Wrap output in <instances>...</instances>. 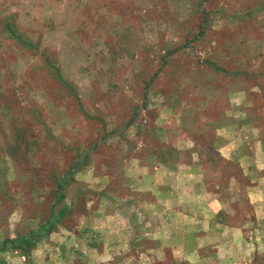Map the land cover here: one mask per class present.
Instances as JSON below:
<instances>
[{
  "label": "rangeland",
  "instance_id": "obj_1",
  "mask_svg": "<svg viewBox=\"0 0 264 264\" xmlns=\"http://www.w3.org/2000/svg\"><path fill=\"white\" fill-rule=\"evenodd\" d=\"M0 264H264V0H0Z\"/></svg>",
  "mask_w": 264,
  "mask_h": 264
},
{
  "label": "trees",
  "instance_id": "obj_2",
  "mask_svg": "<svg viewBox=\"0 0 264 264\" xmlns=\"http://www.w3.org/2000/svg\"><path fill=\"white\" fill-rule=\"evenodd\" d=\"M6 29H7L8 33L10 35L15 36L18 40H20V41H22L24 43H27L25 41V39H23V38L19 37L18 35H16L14 29L10 25L6 24ZM146 87H147V84L145 85V88ZM30 239H31V236L24 237V238H19V244H22V245L27 244L29 241H31ZM9 242H12V240H10V239L3 240V244L4 245L7 244V243H9Z\"/></svg>",
  "mask_w": 264,
  "mask_h": 264
},
{
  "label": "crops",
  "instance_id": "obj_3",
  "mask_svg": "<svg viewBox=\"0 0 264 264\" xmlns=\"http://www.w3.org/2000/svg\"><path fill=\"white\" fill-rule=\"evenodd\" d=\"M195 174V176H198L196 179L194 178V180L195 181H193L194 182V184L197 186V187H200L201 185H203V183L200 181L201 179L199 178V176L200 175H198L197 173H194ZM203 178V177H202ZM194 188H195V186H194ZM195 190H197V191H195V193L194 194H198V193H200L199 192V190L198 189H196L195 188ZM206 191H205V189H203V192L202 193H205ZM210 206L211 207H208V205L206 206V211H208V212H210L211 211V208L213 207V206H217V207H219L220 205H219V203H218V201H216V203L215 202H212L211 204H210ZM215 210H216V208H215ZM208 216H210V213H208Z\"/></svg>",
  "mask_w": 264,
  "mask_h": 264
}]
</instances>
